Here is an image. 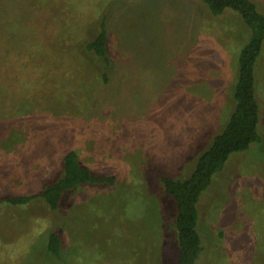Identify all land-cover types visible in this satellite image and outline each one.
<instances>
[{
	"label": "rangeland",
	"instance_id": "374dc122",
	"mask_svg": "<svg viewBox=\"0 0 264 264\" xmlns=\"http://www.w3.org/2000/svg\"><path fill=\"white\" fill-rule=\"evenodd\" d=\"M102 15L108 80L83 50ZM249 35L237 13L214 16L200 0H0V264H173L176 207L162 178L187 179L210 143L206 123L226 125ZM262 49L260 140L202 192L195 264H264ZM69 150L115 183L78 185L56 210L40 197L2 201L55 181Z\"/></svg>",
	"mask_w": 264,
	"mask_h": 264
},
{
	"label": "trees",
	"instance_id": "16d2710c",
	"mask_svg": "<svg viewBox=\"0 0 264 264\" xmlns=\"http://www.w3.org/2000/svg\"><path fill=\"white\" fill-rule=\"evenodd\" d=\"M200 1L214 16L223 14L225 10L237 13L250 35L238 56L234 106L226 125L199 155L187 179L162 178L164 191L172 197L176 207L178 252L173 264H195L202 250V239L197 229L199 219L197 203L202 192L210 185L213 176L223 169L232 153L248 150L252 143L260 140L258 131L260 105L256 97V75L264 47V13L253 0ZM98 25V32L83 46V50L101 61L103 79L108 80L107 75L112 63L107 51L106 15L100 17ZM114 183L113 176L94 174L80 162L75 150H69L63 156L61 175L55 181L46 184L39 193L10 196L2 201L23 205L40 197L51 210H56L64 193L78 185ZM60 246V237L51 232L47 242L50 254L58 257Z\"/></svg>",
	"mask_w": 264,
	"mask_h": 264
},
{
	"label": "crops",
	"instance_id": "0c3cea01",
	"mask_svg": "<svg viewBox=\"0 0 264 264\" xmlns=\"http://www.w3.org/2000/svg\"><path fill=\"white\" fill-rule=\"evenodd\" d=\"M233 99H234V96H233ZM232 111V110H231ZM231 111L230 112H228V117H229V115H230V113H231ZM217 116H218V114H217ZM215 119H217V117H214L212 120H213V122H208V123H206L207 125H205L206 126V129L204 130V131H207V132H209L208 133V136H207V140L209 141L210 140V143H209V145L211 144V142H212V139L214 138V136L216 135V134H218V133H212L215 129H213V127H212V125H215L216 123L214 122V120ZM227 120H228V118H227ZM227 122V121H226ZM215 132V131H214ZM208 145V146H209ZM207 149V148H206Z\"/></svg>",
	"mask_w": 264,
	"mask_h": 264
}]
</instances>
